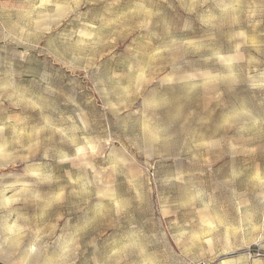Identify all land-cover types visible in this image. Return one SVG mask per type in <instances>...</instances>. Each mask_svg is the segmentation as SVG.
<instances>
[{
    "label": "rangeland",
    "instance_id": "rangeland-1",
    "mask_svg": "<svg viewBox=\"0 0 264 264\" xmlns=\"http://www.w3.org/2000/svg\"><path fill=\"white\" fill-rule=\"evenodd\" d=\"M256 244L264 0H0V264H264Z\"/></svg>",
    "mask_w": 264,
    "mask_h": 264
},
{
    "label": "built area",
    "instance_id": "built-area-1",
    "mask_svg": "<svg viewBox=\"0 0 264 264\" xmlns=\"http://www.w3.org/2000/svg\"><path fill=\"white\" fill-rule=\"evenodd\" d=\"M246 255L249 259L261 258L264 259V248L261 244L250 246L246 250Z\"/></svg>",
    "mask_w": 264,
    "mask_h": 264
},
{
    "label": "clouds",
    "instance_id": "clouds-1",
    "mask_svg": "<svg viewBox=\"0 0 264 264\" xmlns=\"http://www.w3.org/2000/svg\"><path fill=\"white\" fill-rule=\"evenodd\" d=\"M33 175H35V173H33Z\"/></svg>",
    "mask_w": 264,
    "mask_h": 264
}]
</instances>
